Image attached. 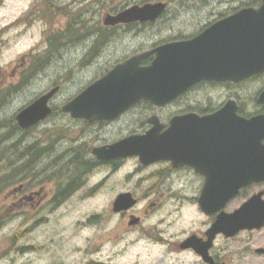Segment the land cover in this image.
<instances>
[{"label":"rangeland","instance_id":"obj_1","mask_svg":"<svg viewBox=\"0 0 264 264\" xmlns=\"http://www.w3.org/2000/svg\"><path fill=\"white\" fill-rule=\"evenodd\" d=\"M260 2L261 0H173L168 21H160L149 30L148 47L150 43H157L172 34H190L208 19V12L218 13L248 4L257 7ZM87 19L83 18L84 25H88L90 29L94 23L87 22ZM11 20V17L0 18V27ZM50 26L51 24L38 21L24 33L18 29L0 33V96L4 95L0 102L2 125L13 123L15 114L21 107L51 87L60 85V90L51 100L55 112L37 124L29 135H18L20 150L36 141L47 143L49 137L50 140L56 139L52 142L51 157L61 154L73 144L76 147L80 142H85L86 147L91 148L104 140L113 141L128 136L133 129L143 126L147 122L145 118L153 114L161 117L177 106L214 104L224 98V90L220 91V88L212 92V96L205 97L204 93L195 90L170 103L165 110L139 102L135 111L103 128L83 126L79 120L61 112L59 108L111 68L112 64L66 61L63 57L70 58L71 51H66L64 56V48L40 67L36 60L21 64L20 57L25 54L30 56L32 50L36 51L34 55H39L45 49L44 39ZM79 32L78 29L73 30L74 35ZM123 51L124 49L113 52L109 56L112 57L111 62ZM263 83L264 77L249 82L247 103H251V96ZM14 121L16 122L15 119ZM7 131H11L7 126L0 128V133H8ZM7 135L9 134L4 137ZM13 141L16 139L12 140L7 136L0 142L3 145L0 144V147L4 149L0 154V177L12 166H9L8 160L10 163L14 160V150L11 149ZM52 159L33 164L34 170L30 174L38 175ZM18 163L20 167L23 166V160ZM138 163L130 160L119 173L111 175H107L103 167H95L84 180L83 186L59 205L52 203L56 186L50 177H45L48 174L36 179L34 176L27 177L23 181L27 186L26 195L43 188L44 196L39 203L38 199L35 202L20 201V194L14 193L19 181H12L1 189L0 209L7 212L8 219L0 226V264H174L176 257L167 253L163 246L148 241L147 247L137 232L128 230L125 223L131 221L129 216L124 220L112 212L111 204L118 189L133 186L138 181L137 177H126L140 168ZM161 168V164L148 166V170ZM152 197L154 195L148 196V199ZM163 203L164 206H158L159 210L148 215V226H154L168 211L172 213L168 215V234L172 236L169 239H177L189 229L188 219L195 216L190 210L185 217L173 214L176 199L169 191L165 193ZM143 205L144 202H140L134 212L139 213Z\"/></svg>","mask_w":264,"mask_h":264},{"label":"flooded vegetation","instance_id":"obj_2","mask_svg":"<svg viewBox=\"0 0 264 264\" xmlns=\"http://www.w3.org/2000/svg\"><path fill=\"white\" fill-rule=\"evenodd\" d=\"M154 2L166 3L164 11L155 20H135L105 24L104 20L108 15L114 16L131 7H141L147 3ZM172 2L173 0H0V18L11 17L13 19L1 25L0 33L9 31L10 29H18L19 32L24 33L38 21L51 24L44 39L45 49L39 55H34L35 50H32L30 56L25 54L20 57L19 61L21 64H28L30 61L36 60L37 56L43 55L45 57L53 48V44L51 43L53 42V34L61 33L63 34L61 37V45L63 46L61 48H64V56L66 51H71L70 58L66 59V57H63L66 61H76L86 64L102 62L114 66L124 62L131 56L142 51H148L157 45L170 41L190 39L212 23L229 16L238 9L223 10L218 13L216 11L208 12V19L196 27L190 34H172V36H168L157 43H150L148 47L149 30L160 21L164 23L168 21V13L170 12L169 9ZM86 17L88 18L87 22L94 23L90 29H88V25H84L85 21L83 18ZM56 19L57 21H55ZM72 29H78L80 32L73 35ZM121 49H124V51L119 52L115 60L111 62L112 57L109 56H112L113 52L120 51ZM58 53H60V50ZM58 53L52 54L53 58ZM53 58H48V60H52ZM153 58L154 54H151L142 60L141 64L148 65ZM259 77H264V71L237 81L201 80L196 82L170 103L195 90L204 93L205 97L208 95L212 96L211 93L220 88V91L224 90V98L214 104L208 105H181L165 112L161 117L156 115L162 124L161 131L168 128L169 120L175 115L183 116L192 113L198 116L209 115L222 109L228 100H234L236 103L234 110L236 119H249L253 116L264 114V102L258 101L259 94L264 90V83L251 96V103H247L248 84ZM170 103L163 106H155L149 102L153 108L159 109L161 107L164 110ZM136 105L137 103L108 121L74 119L79 120L83 126H101L103 128L105 125H109L121 119L124 115L131 113V111H135ZM54 112L55 110L52 107V112L47 118L52 116ZM148 118H145L147 122L143 126L133 129L128 135L140 134L150 128L152 124L148 123ZM27 129H23L22 137H24V130ZM181 133L183 135L197 134L199 137L196 140L199 144L195 149H192L189 162L180 160L177 166H173L170 160H158L144 165L137 156L98 159L92 154L93 148L110 144L116 140H104L97 145H93L91 148L87 146L80 150L74 149L75 144L70 147H72L73 154L93 160L97 164L94 168L103 167L107 175L119 173L120 169L130 160L139 162L140 168L126 176L127 178L137 177L138 181L133 183V186L120 187L117 191L118 194L122 192L131 193L137 202L128 209H121L119 211H114L111 204L112 212L124 220L126 216H129L130 220L133 219L134 222L130 223V221H127L125 223L128 230L137 232L138 237L146 242L147 247L148 241L163 246L167 253H171V255L176 257L174 264H264V220L259 227L240 228L230 235L223 232H218L214 235L209 233L212 224L222 214V216H228V214L239 210L243 205L253 206L255 210H259L260 207L264 209V180L252 179L245 181V177L249 174V164L247 161L250 158L257 159L260 155L245 153V148L242 144L243 138L237 137L236 140L231 142L235 150L233 151L231 147L229 153L226 154L227 163L224 169L216 170L215 147L211 145V142H208L210 141L211 132L204 131L199 134L193 130L185 131L182 129ZM202 135L203 137H201ZM206 135H210L209 139ZM119 139L117 138V140ZM83 143L85 142H80L77 145ZM261 144L264 145V138L261 139ZM66 150L65 148L62 152ZM157 164H161L162 168L148 170V166ZM217 173L220 175L221 181L228 184L229 189L237 185V190L225 200L222 196L215 197L214 186L211 185V193L208 194V200L211 204L205 210L202 208L199 200L206 182H209L211 178L213 182V177ZM42 189L40 188L26 195V185L22 183L16 193L20 194V201L35 202L38 199L37 202L39 203L44 196ZM137 189L139 192H137ZM168 191L176 199L173 214L185 217L190 210L195 216L188 219L190 221L188 224L189 229L187 228L188 230L181 237L174 240L169 239L172 236L168 234V215L172 213L166 211L163 218L154 223V226H148V215L152 211L159 210L160 207L158 206H164L165 193ZM153 195L154 197L148 199V196ZM140 202H144V205L139 213H135L134 209ZM190 238H192L191 243L188 242ZM164 242H166V245H164Z\"/></svg>","mask_w":264,"mask_h":264},{"label":"water","instance_id":"obj_3","mask_svg":"<svg viewBox=\"0 0 264 264\" xmlns=\"http://www.w3.org/2000/svg\"><path fill=\"white\" fill-rule=\"evenodd\" d=\"M165 6L163 2L134 6L117 15H108L104 21L105 24H115L155 20ZM151 54H154L152 61L148 65H141V61ZM262 71L264 0L258 7L240 8L190 39L158 45L116 64L65 102L61 111L72 118L108 121L140 100L163 106L201 80L237 81ZM59 88V85L51 87L19 109L15 114L18 126L27 128L49 116L52 112L50 100ZM258 101L264 102V90L259 94ZM235 107V101L228 100L222 109L209 115H175L164 131H161L162 124L158 117L152 115L148 118L152 126L144 133L128 135L110 144L97 146L92 149V153L98 159L137 156L144 165L158 160H170L173 166H177L180 160L189 162L192 149L199 144L197 134L183 135L182 129L199 134L210 131L211 137H206H210L208 142L215 147L216 170L224 169L226 154L231 147L235 150L231 142L237 137L243 138L244 152L260 155L257 159L250 158L247 161L249 174L245 181L264 180V145L261 144V139L264 138V114L249 119H236ZM211 185L214 186L215 197L222 196L225 200L237 190V185L229 189L228 184L221 181L217 173L213 182L212 178L206 182L199 200L205 210L211 204L208 200ZM19 188L20 186L15 191ZM136 202L131 193L122 192L114 199L112 209H128ZM222 215L209 229L211 235L218 232L230 235L240 228L259 227L264 220V209L260 207L255 210L253 206L243 205L228 216ZM132 222L133 219L130 223ZM191 241L192 238L188 240L190 243Z\"/></svg>","mask_w":264,"mask_h":264},{"label":"trees","instance_id":"obj_4","mask_svg":"<svg viewBox=\"0 0 264 264\" xmlns=\"http://www.w3.org/2000/svg\"><path fill=\"white\" fill-rule=\"evenodd\" d=\"M87 26V25H85ZM74 29H72L73 31ZM74 35V33H73ZM63 34H53L52 41L53 48L49 51V53L44 57L43 55L37 56L36 64L39 65V67L45 62L49 61L48 58H53L52 54L58 53L61 49V37ZM55 38V39H54ZM53 52V53H52ZM0 102L4 99V95L0 96ZM143 103H147V101H143ZM0 128H3L4 126L9 127L11 130L8 133H0V142L2 140L4 141L6 137L10 139H16V141H13L11 144V149L14 150L13 156L14 160L10 163L9 166L10 170L5 173L2 177H0V190L4 187L8 186L12 181H19V185L23 183L25 178L27 177H35L36 179L38 176H44L45 174H48L45 177H50L52 181H54V184L56 186V192L54 195V199L52 200V203L54 205H59L62 203L67 197L72 195L74 192L79 190L83 183L88 178V174L92 173V170L94 169V166L97 165L93 160L85 159L83 156L75 155L73 154L72 147H68V151L62 152L61 154H57L54 157H51V153L53 152V141L56 139L50 140V137L47 141V143L44 141V143H41V141H36L32 144L27 145L24 147L23 150H20L19 148V139L18 135L21 133L23 129H21L16 122L13 119V123H10L8 125H2L0 122ZM35 129V126H32L28 128L27 130H24L23 135L27 136L31 131ZM5 134H9L6 137ZM1 146L2 143H0ZM75 147V146H74ZM86 147L85 143L77 145L74 149H84ZM1 148V147H0ZM4 149H0V154L3 153ZM53 158L50 162V164L45 165V167L42 169L41 172L36 173V175L30 174L32 169V165L36 164L38 162H42L47 159ZM20 160H23V166L20 167L18 165ZM22 165V164H21ZM41 181V180H40ZM39 181V183H40ZM18 185V186H19ZM26 185V184H25ZM27 187V186H26ZM13 193V192H12ZM4 213V214H3ZM7 212H3L2 209H0V226H2L6 220L8 219Z\"/></svg>","mask_w":264,"mask_h":264}]
</instances>
